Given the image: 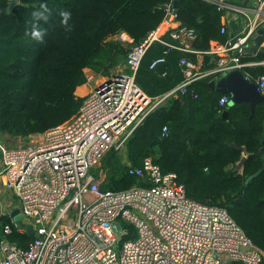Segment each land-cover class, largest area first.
<instances>
[{
	"label": "trees",
	"instance_id": "obj_1",
	"mask_svg": "<svg viewBox=\"0 0 264 264\" xmlns=\"http://www.w3.org/2000/svg\"><path fill=\"white\" fill-rule=\"evenodd\" d=\"M9 1L0 0V133L28 137L64 122L78 110L83 98L75 91L86 81V67L107 75L126 61L127 45L111 37L124 31L135 42L141 41L163 21L166 4L172 0H19L7 11ZM178 1V20L195 29L191 44L202 52L203 67L212 66L205 51L212 40L229 37L221 32L224 11L208 0ZM42 4L49 9L47 20L33 17ZM61 10L71 12L70 27L61 24ZM33 23L44 30L42 40L26 35ZM164 38L177 42L169 34ZM184 55L198 58L195 52L153 43L136 81L149 96H161L182 81L179 60ZM159 57L165 60L150 68ZM242 60L260 62L264 49L254 55L243 53ZM243 69L255 79L264 74V63ZM221 94L207 78L195 80L185 92L151 109L127 138L125 149L110 148L92 172L97 177L103 174L102 189L122 190L139 181L129 173V166H141L152 157L164 172L177 173L190 198L226 208L264 249V101L253 112L248 102L221 107ZM260 148L262 154L257 153ZM244 151L251 153L236 171ZM257 170L260 173L246 182ZM0 222H11L8 213L0 216ZM122 224L128 231L122 240L134 237L133 224ZM12 226L8 237L27 246L34 236Z\"/></svg>",
	"mask_w": 264,
	"mask_h": 264
},
{
	"label": "built area",
	"instance_id": "obj_2",
	"mask_svg": "<svg viewBox=\"0 0 264 264\" xmlns=\"http://www.w3.org/2000/svg\"><path fill=\"white\" fill-rule=\"evenodd\" d=\"M208 1L223 11L249 12L229 0ZM256 4V18H248L242 33L225 41L212 40L205 51L212 66L204 68L203 60L182 56V81L151 97L135 78L153 43L202 54L191 44L195 29L178 20L173 0L167 2L163 21L141 41L135 42L124 31L116 35L128 47L125 67L97 82L70 118L14 147L0 141V201L2 187L12 191L23 222L31 223L38 233L25 247L11 240L8 236L16 225L8 214L11 222H0V264H264V249L226 208L190 198L177 173L164 172L152 157L141 166H129V173L139 181L126 189L104 190L103 174L97 177L92 172L110 148L123 151L135 127L167 97L185 92L199 78L218 79L232 69L258 63L242 60L257 20L264 21V0ZM221 32H226L223 24ZM166 34L177 42L165 39ZM164 60L156 58L150 68ZM245 75L264 94V74L255 79ZM231 97L222 93L219 105L230 104ZM167 130L164 125L163 134ZM123 221L133 224L134 237L122 240L128 233Z\"/></svg>",
	"mask_w": 264,
	"mask_h": 264
},
{
	"label": "water",
	"instance_id": "obj_3",
	"mask_svg": "<svg viewBox=\"0 0 264 264\" xmlns=\"http://www.w3.org/2000/svg\"><path fill=\"white\" fill-rule=\"evenodd\" d=\"M19 0H10L7 6V11H11L13 6L18 2ZM232 1V0H230ZM249 0H244V4L248 3ZM255 1L256 0H252ZM173 6L175 7V11H177L179 6L178 0H173ZM255 43L251 46L246 45L243 47L242 52H256L258 50H263L264 47L259 48V44L264 40V23L259 26L256 31L254 32L253 36ZM211 88L215 89L218 92L222 93H231V103H241V102H248L250 104V107L252 109V112L254 111L255 105L258 102L264 101V94L261 93L257 89V84L254 81L249 80L245 73L241 69H232L226 74L222 75L218 79H212L209 81ZM223 115H228V110H223ZM232 146H235L241 150H244L243 145H239L235 142H231ZM250 151H244L243 156L241 159L236 163V166L234 167V170L239 171L241 170L244 161L246 160L247 156L250 154ZM258 154L263 153V148H260L257 152ZM260 173V170H257L255 173L249 175L246 178V182H248L251 178L255 177ZM10 217L13 219L16 227L18 229H24L25 232L32 236H37L38 233L34 229L33 225L28 222H23L22 214L20 212L19 207L14 208L10 212Z\"/></svg>",
	"mask_w": 264,
	"mask_h": 264
},
{
	"label": "crops",
	"instance_id": "obj_4",
	"mask_svg": "<svg viewBox=\"0 0 264 264\" xmlns=\"http://www.w3.org/2000/svg\"><path fill=\"white\" fill-rule=\"evenodd\" d=\"M230 1V0H229ZM231 3H233L234 5L242 8V9H246L249 12L247 14L241 12L240 10H234V9H229V10H224L222 16H221V21L222 24L226 26V32L228 33L229 37L238 35L240 33H242L247 25H248V18H250V20H254L256 18V13L255 11H253V9L255 7H257V4L255 1L249 0L248 3L244 4V0H232L230 1ZM258 26H261L264 21H258ZM116 37V36H115ZM255 43L254 38L252 37L247 45L251 46ZM211 44H213V41L211 42ZM260 47H264L262 46V42L259 44V48ZM259 51V50H258ZM257 52V51H256ZM256 52H244V53H249V54H256ZM198 60H203V55L200 54L197 56ZM259 63V62H258ZM262 63V62H260ZM125 66L123 65H119L115 68L112 69V71L117 70V68H124ZM244 73H246V71H244V69H241ZM85 71L88 72V74L92 75L91 79H86V81L80 85H78L76 87V94L77 96L83 98L88 92L89 90L96 85L97 82H99L101 79H103V77H105L106 75L98 73L96 71H94L92 68L90 67H86ZM5 136H7L8 134H4ZM20 145V144H19ZM1 183V180H0ZM2 199L0 201V212L3 213H8L10 214V212L16 208L19 207L18 205V200L17 197L15 196V194H13L12 191H9L5 188L2 187Z\"/></svg>",
	"mask_w": 264,
	"mask_h": 264
},
{
	"label": "clouds",
	"instance_id": "obj_5",
	"mask_svg": "<svg viewBox=\"0 0 264 264\" xmlns=\"http://www.w3.org/2000/svg\"><path fill=\"white\" fill-rule=\"evenodd\" d=\"M41 9L42 10H36L33 12V17L39 19V18H43L45 20H47V13L49 11V9L47 8L46 5H41ZM60 16H61V24L63 25H67L70 27L69 25V19L71 17V12L70 11H67V10H61L60 12ZM43 29L42 28H39L36 26L35 23H33V27L30 31V33L26 32V35H29L36 39V40H42L43 39Z\"/></svg>",
	"mask_w": 264,
	"mask_h": 264
},
{
	"label": "rangeland",
	"instance_id": "obj_6",
	"mask_svg": "<svg viewBox=\"0 0 264 264\" xmlns=\"http://www.w3.org/2000/svg\"><path fill=\"white\" fill-rule=\"evenodd\" d=\"M111 38H115V36L111 37ZM125 63H126V61L124 63H122L121 65L125 66ZM29 139H30V135L28 137L11 136V135L5 136V135L0 133V141L9 147H14V146H17L19 144L26 143Z\"/></svg>",
	"mask_w": 264,
	"mask_h": 264
}]
</instances>
